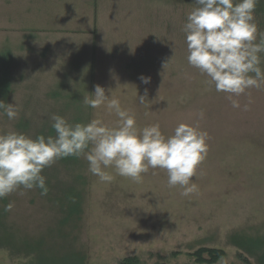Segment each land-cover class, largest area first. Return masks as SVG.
<instances>
[{
	"label": "rangeland",
	"instance_id": "rangeland-1",
	"mask_svg": "<svg viewBox=\"0 0 264 264\" xmlns=\"http://www.w3.org/2000/svg\"><path fill=\"white\" fill-rule=\"evenodd\" d=\"M44 6L55 23L44 24ZM196 7L195 0H0V101L20 106L14 120L0 110V133L50 136L43 133L53 114L113 127L114 112L84 103L101 85L140 128L158 123L171 135L180 123H198L209 134L188 197L169 187L163 169L149 168L137 183L109 168L113 180L101 182L83 155L58 159L42 172L47 195L20 188L0 198V264L132 257V264H264V85L234 97L236 109L188 63L183 28ZM255 21L264 33V0ZM203 248L225 254L200 261Z\"/></svg>",
	"mask_w": 264,
	"mask_h": 264
},
{
	"label": "clouds",
	"instance_id": "clouds-1",
	"mask_svg": "<svg viewBox=\"0 0 264 264\" xmlns=\"http://www.w3.org/2000/svg\"><path fill=\"white\" fill-rule=\"evenodd\" d=\"M195 4L183 28L187 61L208 78L206 83L214 85L217 92L229 94L232 107L239 109L241 104L234 97L264 85V69L260 66L264 33L258 32L255 21L258 0H195ZM140 80L147 85L151 77L142 75ZM145 100V96H139L141 104ZM84 103L93 109L105 105L118 117L116 125L109 127L100 119L73 124L53 114L50 119L55 136L33 138L16 130L0 133V198L20 188L38 187L42 195H47L43 170L58 159L81 155L101 182L113 180L106 171L109 168L137 183L149 168H159L166 170L169 187L183 189L182 196L196 191L193 177L209 149V134L198 123H180L171 135H165L158 123L140 128L130 111L122 108L118 98L106 95L101 85L95 86L92 98L85 97ZM0 110L14 120L20 106L0 101ZM244 110H249L248 104ZM198 115L202 119L204 110ZM12 207L9 204L5 210L11 211Z\"/></svg>",
	"mask_w": 264,
	"mask_h": 264
},
{
	"label": "trees",
	"instance_id": "trees-1",
	"mask_svg": "<svg viewBox=\"0 0 264 264\" xmlns=\"http://www.w3.org/2000/svg\"><path fill=\"white\" fill-rule=\"evenodd\" d=\"M54 133H55V131H54L53 128H51V127H46V129H45V131H44L43 134H50V135H52V134H54ZM205 252H208V253H209V255L211 256L210 259H205V258L203 257V254H204ZM196 254H197L198 259H199L200 261H206V262L209 263V262H215V261H217V260H218L220 257H222L225 253H224V251H222V250L203 248V249H200ZM135 259H136L135 257H132V258H126L121 264H132L134 261H136Z\"/></svg>",
	"mask_w": 264,
	"mask_h": 264
},
{
	"label": "crops",
	"instance_id": "crops-1",
	"mask_svg": "<svg viewBox=\"0 0 264 264\" xmlns=\"http://www.w3.org/2000/svg\"><path fill=\"white\" fill-rule=\"evenodd\" d=\"M67 3H68V5H69V0H67ZM42 7V6H41ZM45 7V13H46V15H45V20H44V24H49V25H51V24H53V23H55V22H53V20H55V17H53L52 18V14H53V12H52V10L50 9V8H47L46 6H44ZM21 8H24V5H21ZM39 8V7H38ZM46 8H47V10H46ZM23 11V10H22ZM7 12H9V10H6V13ZM49 18L50 19V22L49 21H46V18ZM8 18V17H7ZM69 20V19H68ZM16 21H17V18H15V17H11V18H8V23L9 24H15L16 23ZM34 24H37L38 25V23H34ZM10 29V25L8 26V28H6V30H9ZM5 30V31H6ZM53 32L52 31H50V33H48V34H52ZM40 35V34H39ZM67 35H69V33L67 34Z\"/></svg>",
	"mask_w": 264,
	"mask_h": 264
}]
</instances>
